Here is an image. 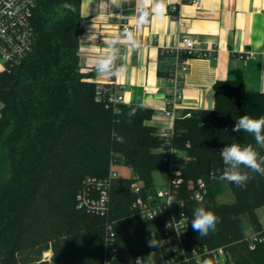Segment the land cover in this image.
<instances>
[{
    "label": "trees",
    "instance_id": "obj_1",
    "mask_svg": "<svg viewBox=\"0 0 264 264\" xmlns=\"http://www.w3.org/2000/svg\"><path fill=\"white\" fill-rule=\"evenodd\" d=\"M81 1L36 0L32 51L0 70V264H105L106 251L113 252L111 264H128L163 247L164 221L141 219L131 205L137 196L134 183L142 181L143 193L153 189L152 173L164 175L171 166L169 147L182 152L173 165L185 186L221 168L219 151L228 144L255 146L251 134L232 128L240 116H264V92L248 89L239 69L214 83L213 108L183 110L175 118L169 140L148 124L152 108L98 100L93 72L79 63ZM257 150L264 155V149ZM112 161L129 166L133 176L111 180L109 212L103 216L79 208L84 178L107 177ZM244 170L251 176L244 187L218 177L205 200L186 199L185 244L227 245L231 264H264V241L251 247L245 240L250 230L264 236L258 214L264 206V175ZM225 184L233 199L222 201L217 190L224 192ZM197 207L219 218L214 231H193ZM108 221L115 228L113 244L106 239Z\"/></svg>",
    "mask_w": 264,
    "mask_h": 264
},
{
    "label": "crops",
    "instance_id": "obj_2",
    "mask_svg": "<svg viewBox=\"0 0 264 264\" xmlns=\"http://www.w3.org/2000/svg\"><path fill=\"white\" fill-rule=\"evenodd\" d=\"M158 3L161 7L156 8ZM142 10L148 13L147 22L138 24ZM80 11L84 17L78 52L82 70L93 72L96 83H116L122 102L152 108L148 120L152 126L172 122L163 115L165 98L173 92L165 73L173 61L168 50L185 35L215 47L216 55L189 59L179 113L213 108L214 83L228 78L233 69L242 71L248 89L264 92V0H152L147 6L143 0H82ZM123 23L133 27L139 47L118 42L114 66L119 75L102 76L96 70L97 59L113 51L110 41L118 37L123 41ZM249 51H255L256 57H241ZM2 106L0 99V115Z\"/></svg>",
    "mask_w": 264,
    "mask_h": 264
},
{
    "label": "built area",
    "instance_id": "obj_3",
    "mask_svg": "<svg viewBox=\"0 0 264 264\" xmlns=\"http://www.w3.org/2000/svg\"><path fill=\"white\" fill-rule=\"evenodd\" d=\"M36 0H0V60L3 69L19 64L32 51L34 46V28L31 22L32 10ZM199 5V2L195 3ZM121 30L133 33V27L128 23L121 25ZM173 56L172 64L169 66L168 78L173 84V92L165 98L166 105L163 115L171 119V124L159 126L160 136L171 139L174 136V120L180 115L178 108L184 97L183 82L189 68V59L194 57L211 58L216 55L213 46L206 45L191 35H185L179 43L168 50ZM245 59L256 57L255 51H249L241 55ZM97 99L108 101L114 105L122 102V95L118 93V85L114 82L109 84L96 83ZM187 116L189 113L186 114ZM171 166L164 173L165 180L161 187H153L146 192H141V185L134 183L133 188L137 194L132 202L131 209L135 216L144 220L161 219L164 221V236L162 248L156 249L161 252L156 264H231L232 253L227 245L209 246L196 245L188 248L185 244L188 227V215L186 212V199H194L199 194L203 201L208 196L210 184L221 177L222 167L217 171L212 170L207 177L189 180L185 183L181 170L173 164L182 155L177 148L169 147ZM114 161L111 162L113 166ZM111 166L107 177L86 176L82 187L77 193V206L89 213L106 215L110 210V188L111 180L118 175ZM221 179V178H220ZM196 200V199H194ZM197 201V200H196ZM182 204L184 207H181ZM263 207V206H262ZM264 227V214L260 217ZM106 239L113 244L116 237L113 223L108 221L105 226ZM245 240L254 247L257 242L264 241L260 231L250 230ZM155 251V250H154ZM112 251L105 253V264H111ZM150 253V252H149ZM146 254H138L132 257L128 264H153ZM47 255L44 259H49Z\"/></svg>",
    "mask_w": 264,
    "mask_h": 264
},
{
    "label": "clouds",
    "instance_id": "obj_4",
    "mask_svg": "<svg viewBox=\"0 0 264 264\" xmlns=\"http://www.w3.org/2000/svg\"><path fill=\"white\" fill-rule=\"evenodd\" d=\"M152 0H143L145 6L150 4ZM63 7L69 11H75V8L70 3H65ZM161 7V4H157L156 8ZM155 11V9H154ZM148 13L146 10H142L138 24L147 22ZM118 42H127L132 47H139V42L134 38V35L130 31L123 33V41L118 37L109 42V47L113 48L112 52L107 55L100 56L96 62V70L100 75L115 74L119 75V69L115 68V55L117 49L115 45ZM135 109L129 113L130 116L135 115ZM233 132H243L251 134L255 140V146L253 144L241 145V144H228L223 147L219 152L226 166L221 174V179L230 183H235L237 186L244 187L246 183L251 179L249 171L264 175V155H260L257 149H264V116L259 118H253L248 115L240 116L236 119V123L232 128ZM194 199L197 201L202 200L199 194L194 195ZM181 207H184L180 204ZM219 218L213 211L205 209L204 207H197L193 211V218L191 219V225L193 231L199 233V235H206L209 231H214ZM155 239L150 241V245H153ZM254 250V249H253ZM204 264H210L209 261H205Z\"/></svg>",
    "mask_w": 264,
    "mask_h": 264
},
{
    "label": "rangeland",
    "instance_id": "obj_5",
    "mask_svg": "<svg viewBox=\"0 0 264 264\" xmlns=\"http://www.w3.org/2000/svg\"><path fill=\"white\" fill-rule=\"evenodd\" d=\"M111 166L110 165V168H109V171L111 169ZM112 168L117 171L118 174H120L121 176H125V177H132L133 176V171L132 169L125 165V164H118V163H115ZM152 178H153V184L155 187H161L165 180L162 176V173L159 171V170H155L153 173H152ZM139 184L142 183V181H139L138 182ZM224 188H225V191H221V190H217V194L219 195V199L222 200V201H226V200H231L233 199V195L231 194L230 192V189L228 188L227 184L224 185ZM258 214L260 217H263V214H264V206L263 207H260L258 209ZM52 251L51 249L48 250L47 252H45L44 256H47V255H51ZM160 255H161V252L159 250H155V251H152L150 252L148 255H146V258L147 259H150L152 261L153 264H156L158 261H159V258H160Z\"/></svg>",
    "mask_w": 264,
    "mask_h": 264
}]
</instances>
